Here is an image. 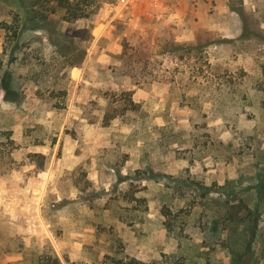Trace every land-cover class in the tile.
Listing matches in <instances>:
<instances>
[{
    "label": "rangeland",
    "instance_id": "1",
    "mask_svg": "<svg viewBox=\"0 0 264 264\" xmlns=\"http://www.w3.org/2000/svg\"><path fill=\"white\" fill-rule=\"evenodd\" d=\"M0 0V264H264V0Z\"/></svg>",
    "mask_w": 264,
    "mask_h": 264
},
{
    "label": "trees",
    "instance_id": "2",
    "mask_svg": "<svg viewBox=\"0 0 264 264\" xmlns=\"http://www.w3.org/2000/svg\"><path fill=\"white\" fill-rule=\"evenodd\" d=\"M35 0H32V4ZM57 7L64 9V18L66 20H76L85 16V13L79 9L78 5L70 3L69 0H57ZM129 264H148L137 259H131Z\"/></svg>",
    "mask_w": 264,
    "mask_h": 264
}]
</instances>
